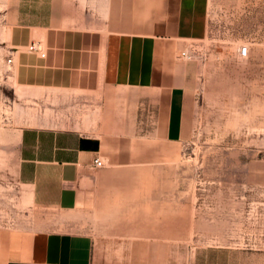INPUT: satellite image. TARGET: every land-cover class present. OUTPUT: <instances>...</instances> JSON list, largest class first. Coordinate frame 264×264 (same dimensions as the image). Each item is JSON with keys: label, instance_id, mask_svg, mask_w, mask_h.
Listing matches in <instances>:
<instances>
[{"label": "crops", "instance_id": "obj_1", "mask_svg": "<svg viewBox=\"0 0 264 264\" xmlns=\"http://www.w3.org/2000/svg\"><path fill=\"white\" fill-rule=\"evenodd\" d=\"M9 1L15 179L32 212L0 230V264H91L74 216L97 205L93 160L108 136L186 137L188 44L207 36L210 0Z\"/></svg>", "mask_w": 264, "mask_h": 264}, {"label": "rangeland", "instance_id": "obj_2", "mask_svg": "<svg viewBox=\"0 0 264 264\" xmlns=\"http://www.w3.org/2000/svg\"><path fill=\"white\" fill-rule=\"evenodd\" d=\"M9 2L0 0V230L32 212L15 179L23 120L10 98ZM208 22L188 44L186 137L126 132L102 146L97 205L74 216L91 264H264V0H210Z\"/></svg>", "mask_w": 264, "mask_h": 264}, {"label": "built area", "instance_id": "obj_3", "mask_svg": "<svg viewBox=\"0 0 264 264\" xmlns=\"http://www.w3.org/2000/svg\"><path fill=\"white\" fill-rule=\"evenodd\" d=\"M28 50L31 52H36L39 51V47L36 44H31L30 46H28ZM41 56H43V54H40ZM238 55L241 58H245L248 56V47L247 46H240L238 49ZM180 57L182 58H188V55L186 54V52H181L180 53ZM7 64L11 63V59L8 58L7 59ZM104 166V162L100 157H97L93 160V167L94 168H102Z\"/></svg>", "mask_w": 264, "mask_h": 264}]
</instances>
